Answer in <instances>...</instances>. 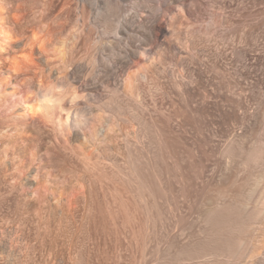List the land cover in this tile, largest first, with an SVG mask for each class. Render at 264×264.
I'll return each mask as SVG.
<instances>
[{"label": "rangeland", "instance_id": "obj_1", "mask_svg": "<svg viewBox=\"0 0 264 264\" xmlns=\"http://www.w3.org/2000/svg\"><path fill=\"white\" fill-rule=\"evenodd\" d=\"M110 1L118 12L96 26L79 0H0L14 36L0 52V264H264V0H186L168 13L160 0ZM151 12L168 32L162 53L141 51L147 71L114 65ZM213 13L226 28L209 25ZM130 17L134 31L118 34ZM33 30L46 34L42 54L23 47ZM97 40L99 65L72 79ZM31 51L35 67L12 73ZM172 61L185 78L170 76ZM104 67L117 88L86 90ZM60 81L79 106L55 87L50 121L14 113L32 86ZM80 108L88 127L74 136L64 123Z\"/></svg>", "mask_w": 264, "mask_h": 264}, {"label": "bare ground", "instance_id": "obj_2", "mask_svg": "<svg viewBox=\"0 0 264 264\" xmlns=\"http://www.w3.org/2000/svg\"><path fill=\"white\" fill-rule=\"evenodd\" d=\"M81 3H83L84 5H85V7H88L92 12L93 11H95L96 12V15H97V17H94L93 19H92V23L94 24V25H100L102 22H105V21H108V18L110 17V16H112V14H115V13H117L118 12V9H119V4L117 3V2H115V1H110V0H108V1H106V3H102V6H99L101 3L98 1V0H79ZM91 1H93L92 3H91ZM186 2V0H160V2H159V4L156 6V10H159V11H161L162 13H164V12H166V13H168V12H171V10H174V8L175 7H177V6H182V5H184V3ZM93 3H95V4H93ZM98 3H99V5H98ZM2 4V3H1ZM93 5L96 7L95 8V10H94V7H93ZM87 8V9H88ZM154 8V6L152 7V9ZM155 10V8L153 9V11ZM152 11V12H153ZM151 12V13H152ZM188 12V11H187ZM186 12V13H187ZM5 12H4V8H3V4L2 5H0V17H2L3 15H5L4 14ZM156 13V12H155ZM150 14V13H149ZM95 15V16H96ZM151 16H149V17H151V19L150 18H146V17H143L142 15H139V14H137V18H139V20H138V22L137 23H139V31H137V29H136V31L138 32V34H140L141 35V37H142V40H140V42H139V44L137 43V41H135V39H134V37H133V39L131 38L130 39V47H131V49L128 51V54H127V56L125 57V59H127L126 61H123V58H120V57H113L112 58V63L114 64V65H120V67L122 68V69H127V71H131L132 69H138V71L139 70H141V69H145L146 70V68L144 67V62H145V60H142V58H141V51H144L145 53H148L149 55H158V54H161V53H159L158 52V47H160L161 45H164V42H160V39H162V38H165V36L168 34V32L166 31V27L165 26H163V25H160V24H154V22L152 23L150 20H152L153 19V21H155V17H157V16H155L156 14H150ZM187 16H191V14L190 13H188V15ZM134 17V16H133ZM133 17H130L128 20L127 19H125V21L122 23H120V29L118 30V34L120 33V34H122V35H124V36H126V35H128V33L130 34V32H133L134 30L132 29V21H133ZM3 18V17H2ZM0 20H3V19H1L0 18ZM132 20V21H131ZM4 21V20H3ZM3 21H1L0 23L1 24H3L4 22ZM135 22V21H134ZM0 24V25H1ZM209 25H212V26H216V27H219V26H221V27H225L226 28V26L228 25V21L225 19V18H220V15L219 14H215V13H213V14H211V19H210V23H209ZM209 25H208V27H209ZM136 27H138V26H136ZM135 27V28H136ZM208 27H206V26H202L201 27V29L203 30V29H208ZM0 28H1V26H0ZM6 27H4V29H3V26H2V28L0 29V52L2 53H4V51L7 49V48H9V46L8 45H12V41L14 40L13 39V37L14 36H12V33H10V30H6L5 29ZM8 29V28H7ZM201 30V31H202ZM135 33V32H134ZM187 35H189V32L187 33ZM48 36V35H47ZM136 36V35H135ZM188 42V41H187ZM48 42H47V37H46V34L44 33V34H41L39 31H36V30H33V31H31V33H30V35L28 36V39L26 40V42L23 44V47H26V46H28V47H30L31 49L32 48H34V47H37L38 48V50H39V52L42 54V52L44 51V49H45V46H46V44H47ZM93 44H94V47H95V49H94V53L93 54H91V57H90V59H89V61H88V63L86 64V63H84V64H79V65H77L76 67H75V69L73 70V72H72V74H71V78L72 79H82V77L83 76H79V74H83L84 73V71H88L89 69L90 70H92V69H94L97 65H99V63H100V57H99V53H101V51H102V48H103V45L101 44V42L99 41V40H97V41H94L93 42ZM10 45V46H11ZM62 45H63V43H62ZM62 45L60 46L61 48H62ZM149 45H153V48L151 49V50H149V51H146L144 48L146 47V46H149ZM162 47V46H161ZM170 48V47H169ZM185 48V47H184ZM63 49V48H62ZM60 50V48L59 49H57L58 50V54H59V58H60V60H64V58H65V56H66V52L64 51V49L63 50ZM173 50H176V51H178L176 48H172ZM56 50V51H57ZM113 50V49H112ZM7 51V50H6ZM160 51V50H159ZM170 51V50H169ZM179 52V51H178ZM0 53V54H1ZM143 53V52H142ZM164 54V53H163ZM160 56V55H159ZM162 57V60H163V63H167V61L169 60V57L167 56V54H164V55H162L161 56ZM160 57V58H161ZM37 58L36 57H34V53L31 51V52H27V53H23L21 56H20V60H15L14 62H13V65L11 66V68L9 69L12 73H14L15 75L19 72V71H21L23 68H27V69H29V68H32V67H35V65H36V63L35 62H37ZM182 61V60H181ZM1 62V61H0ZM184 62V61H183ZM180 63L179 61H172L171 63H170V65H171V67H172V70H170V72H169V74H170V76H173V77H182V78H185V76H183V74L181 73V72H179V68H183V64L184 63ZM129 63L131 64V66H128L129 65ZM102 64V63H101ZM32 66V67H31ZM104 70V74L103 75H100V77H97V81H95V82H93V83H90V84H87V85H85V87H86V90H88V91H95L96 89H98L99 88V86H102V87H107V88H117V86H118V82H115V83H113V81H115V79L113 78V76H115L114 75V73H112L111 71V69H109V68H107V67H104L103 68ZM184 69V68H183ZM183 69H182V71H183ZM8 70V71H9ZM161 70H162V72H165V69H163V68H161ZM126 71V70H125ZM129 71V72H130ZM147 71V70H146ZM1 72V71H0ZM3 73V72H2ZM132 73V72H131ZM167 73V75H168V72H166ZM165 73V74H166ZM176 73H178V75L176 76ZM1 74V73H0ZM129 74V73H128ZM131 75V77H133L134 75H132V74H130ZM129 77V76H128ZM2 78H3V76H2ZM130 78V77H129ZM7 79H8V77H7ZM4 80V79H3ZM3 80H1L0 79V82H5L6 81V79H5V81H3ZM16 80V79H15ZM73 80V81H74ZM8 81V80H7ZM6 81V82H7ZM117 81V80H116ZM15 82H17V81H15ZM124 82V81H123ZM122 82V83H123ZM19 83V82H18ZM17 83V84H18ZM40 83L41 82H39V85L38 84H36V86L34 87V86H32L33 87V89L34 88H36V90H37V93H36V98H35V100L33 99V97L31 96V94L27 91H25V93H27V94H25L23 97L24 98H21V99H23V101H22V103H21V105H20V108L19 109H17V110H15V112H14V110H13V112L14 113H16V115H19V116H22V117H27V116H29L30 118H33V117H40V119H41V117L42 118H45V121H46V118L49 120V118H51L52 117V112L54 111V109L53 108H56V107H58V106H61L60 104H62V101H61V103L59 104V105H54V106H46V105H42V104H40L39 103V101L43 98V96H44V94L46 93V92H48L49 91V89L51 88V89H53V93H52V95H53V97L54 98H56V99H60V92H58L59 90L58 89H63V88H65V89H63V91H65L66 90V92L67 93H69L70 95V97H71V102L69 103L70 104V106L71 107H76V106H79V104L78 103H76V98H77V90L75 89V88H73L68 82H66V81H60V82H58V84L57 83H55V84H57V85H54V84H52V83H49L50 85H52L51 87H49V88H45V90H42V88H41V86L42 85H40ZM2 84L3 83H0V90H2ZM4 84H6L7 85V83H4ZM3 84V85H4ZM129 84V83H128ZM15 84H11V86H13V88H14V90H12L10 93H12V94H14L15 93V91L17 92V90H16V88L18 87L17 85H15ZM54 85V86H53ZM10 86V87H11ZM17 86V87H16ZM31 86V85H30ZM47 86H49V85H47ZM54 87V88H53ZM58 88V89H56V88ZM20 88V87H19ZM33 89H31V90H33ZM54 89H56V90H58V91H54ZM30 90V91H31ZM68 90V91H67ZM4 91H6V90H4ZM19 91V90H18ZM35 91V90H34ZM184 91V90H183ZM9 93V92H8ZM5 94V93H4ZM183 94V93H182ZM183 95H186V94H183ZM3 96V95H2ZM8 96V95H7ZM11 96V95H10ZM182 96V95H181ZM184 102H185V105L186 106H189L188 105V99L187 98H185L184 99ZM74 110H76V108L74 109ZM191 110V109H190ZM19 111V112H18ZM182 111H185V110H182ZM12 112V111H11ZM12 112V113H13ZM77 112H78V115L80 116V118L81 119H79V121H78V119L77 120H75L76 119V117L78 118L79 116L77 115H73V114H71V113H69L68 115L70 116H68V118H67V116H66V123H64V125H65V128H68V127H70L69 129L70 130H72V134L74 135V136H79V135H81V133H82V129H86L87 127H88V122H87V119H84L85 117H84V115H82L83 113H82V109L80 108L79 110H77ZM81 112V113H80ZM9 114V113H8ZM50 114H51V116H50ZM14 115V114H13ZM76 116V117H75ZM18 118V117H17ZM75 118V119H74ZM50 121V120H49ZM69 125V126H68ZM68 126V127H67ZM152 126V128L155 126L154 124L153 125H151ZM68 132H70V131H68ZM156 133H157V131H155ZM70 134V133H69ZM67 135H68V133H67ZM157 135H158V133H157ZM85 141V140H84ZM88 141V140H87ZM87 141H85V143L84 144H86V142ZM165 141V140H164ZM164 141H162V143L164 142ZM88 143V142H87ZM164 145V144H163ZM161 146V147H164V149H166V146H167V144H165L166 146ZM161 149H163V148H161ZM141 170L143 169V168H140ZM141 172V171H140ZM140 175L142 176V178H143V182H145L147 185H149L151 182H152V184H155L152 180H150L149 179V176H148V174H146V172H142V173H140ZM154 175V174H153ZM144 183V184H145ZM151 186V185H150ZM150 186H149V188H150ZM152 189V190H151ZM151 191L150 192H152L153 193V195H159L160 196V194H159V187L157 186L156 187V185H152L151 186ZM159 189V190H158ZM118 191V190H117ZM120 193H122V192H120ZM118 194H119V192H118ZM121 195V194H120ZM120 195H119V197H120ZM123 195V194H122ZM159 196H157V197H159ZM263 204L262 205H264V202H262ZM136 207V206H135ZM137 209V208H136ZM264 212V209H263V207L262 208H260V209H258L257 210V216L260 214H262ZM256 216V217H257ZM257 219V218H256ZM263 221H261V223H262ZM263 245V244H262ZM261 247V246H260ZM262 248V247H261Z\"/></svg>", "mask_w": 264, "mask_h": 264}, {"label": "clouds", "instance_id": "obj_3", "mask_svg": "<svg viewBox=\"0 0 264 264\" xmlns=\"http://www.w3.org/2000/svg\"><path fill=\"white\" fill-rule=\"evenodd\" d=\"M52 93L53 89L50 88L49 91L44 94L43 98L39 101V103L46 106L59 105L61 103V100L54 98Z\"/></svg>", "mask_w": 264, "mask_h": 264}]
</instances>
